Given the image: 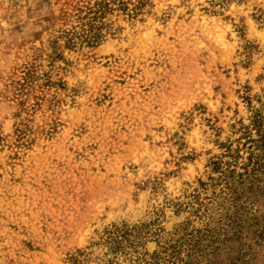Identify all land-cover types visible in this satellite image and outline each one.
I'll use <instances>...</instances> for the list:
<instances>
[{"label":"rangeland","instance_id":"374dc122","mask_svg":"<svg viewBox=\"0 0 264 264\" xmlns=\"http://www.w3.org/2000/svg\"><path fill=\"white\" fill-rule=\"evenodd\" d=\"M0 264H264V0H0Z\"/></svg>","mask_w":264,"mask_h":264}]
</instances>
